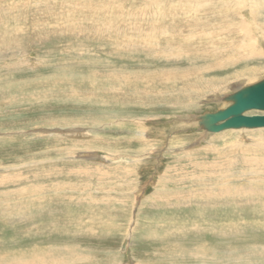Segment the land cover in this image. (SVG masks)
<instances>
[{
    "label": "rangeland",
    "instance_id": "obj_1",
    "mask_svg": "<svg viewBox=\"0 0 264 264\" xmlns=\"http://www.w3.org/2000/svg\"><path fill=\"white\" fill-rule=\"evenodd\" d=\"M124 1L0 0V264H184L171 254L186 246L221 253L217 264H264V165L250 163L264 157V128L201 139L177 121L226 107L224 96L264 78V0H203L204 29L176 21L138 31L109 15L164 1ZM33 184L48 196L20 193L19 207L9 192Z\"/></svg>",
    "mask_w": 264,
    "mask_h": 264
},
{
    "label": "bare ground",
    "instance_id": "obj_2",
    "mask_svg": "<svg viewBox=\"0 0 264 264\" xmlns=\"http://www.w3.org/2000/svg\"><path fill=\"white\" fill-rule=\"evenodd\" d=\"M96 1V0H95ZM107 1V0H106ZM120 1V5H121V0H119ZM124 1V0H123ZM128 1V0H127ZM126 1V2H127ZM134 1H136L137 2V0H134ZM144 1V0H143ZM148 1V0H147ZM153 2H154V0H152ZM157 2H160L159 0H156ZM164 2L161 4V2L159 3V4H155V7H148V5L146 4L144 7H142L143 9H140V10H138V7L136 8V10H133L132 11V8H130L131 10H128V9H126V10H128V11H124L126 14H127V18L125 17L124 19H121V18H117V16H116V20L115 19H113V20H115V21H111L110 20V18H111V14L109 15L110 16V18L108 19V21L107 22H112V23H114V24H116V25H118V26H116V25H114V26H116V28L117 29H119V23H124V24H126L127 25V27L129 28V29H133V30H141L142 28H144L145 26H148V28L149 29H154V28H157V27H162L163 25H165L164 27H166V24H171L172 25V23H174V22H178L180 25H182V26H190V28H192V27H197V25H202V26H200L201 27V29H204V27H203V24H204V22H203V24H197L196 23V21H195V19L197 18V16H199L203 11H204V9L205 8H203V6H205L204 4H203V0L202 1H200V0H190V1H193L192 3L193 4H195V5H197V6H192L191 7V9L190 8H188L187 6L189 5V3L187 2V1H189V0H167V1H165V0H163ZM189 1V2H190ZM210 1V0H209ZM208 1V2H209ZM215 1V0H214ZM226 1V0H225ZM233 1V0H232ZM241 1H245V0H241ZM255 2H256V0H254ZM19 2V1H18ZM23 2V1H22ZM86 2V1H85ZM97 2H99V1H97ZM110 2V1H109ZM112 2V1H111ZM125 2V1H124ZM124 2H123V4H124ZM156 2V3H157ZM167 2H169V3H167ZM206 2V1H205ZM204 2V3H205ZM219 2V1H218ZM222 2V1H221ZM228 2V1H227ZM252 1H250V3H251ZM69 3V2H68ZM144 3V2H143ZM242 3V2H241ZM240 3V4H241ZM250 3H249V5H250ZM18 4V3H17ZM74 4V3H73ZM96 4V3H95ZM114 4V3H113ZM117 4H119V3H117ZM139 4H141V3H139ZM161 4V5H160ZM222 4V3H221ZM225 5H226V3H224ZM228 4V3H227ZM229 4H231V2L229 3ZM234 4H236V3H234ZM233 4V5H234ZM252 4V3H251ZM10 5V4H9ZM81 5H82V3H81ZM94 5V4H93ZM97 5V4H96ZM119 5V6H120ZM130 5H132V4H130ZM135 5V4H134ZM142 5V4H141ZM217 5V4H216ZM223 5V4H222ZM237 5V4H236ZM253 5V4H252ZM252 5H251V7H252ZM102 6V5H101ZM122 6V5H121ZM138 6V5H137ZM143 6V5H142ZM218 6H220L219 5V3H218ZM238 6V5H237ZM236 6V7H237ZM258 7H261V6H259V5H257ZM15 7V6H14ZM66 7V6H65ZM88 7V6H87ZM125 7H126V4H125ZM215 7V6H214ZM213 7V8H214ZM225 7V6H224ZM223 7V8H224ZM232 7V6H231ZM240 6H238V8H239ZM249 7V6H248ZM70 8V7H69ZM105 8V7H104ZM112 8V7H111ZM110 8V9H111ZM114 9L116 8V7H113ZM119 8V7H118ZM121 8V7H120ZM134 8V7H133ZM212 8V7H211ZM226 8V7H225ZM224 8V9H225ZM232 8H234V7H232ZM246 8V7H245ZM250 8V7H249ZM253 8H255V7H253ZM257 8V7H256ZM14 9V8H13ZM101 9V8H100ZM220 9V8H219ZM246 9H248V8H246ZM258 9V8H257ZM108 10V9H107ZM119 10H121V9H119ZM226 10L228 11V9L226 8ZM229 10L231 11V9L229 8ZM233 10H235V9H233ZM245 10V9H244ZM250 10V9H249ZM256 10V9H255ZM260 10V9H259ZM14 11V10H13ZM18 11V10H17ZM72 11V10H71ZM79 11V10H78ZM85 11V10H84ZM87 11V10H86ZM89 11V10H88ZM212 11H215V9L214 10H212ZM224 11V10H223ZM240 11V10H239ZM54 12V11H53ZM91 12V11H90ZM121 12V11H120ZM208 12V11H207ZM221 12V11H220ZM235 12V11H234ZM250 12V11H249ZM254 12V11H253ZM260 11H258V13H259ZM73 13V12H72ZM86 13V12H85ZM119 13V12H118ZM240 13H241V11H240ZM248 13V12H247ZM257 13V12H256ZM68 14V13H67ZM120 14H122V13H120ZM212 14V13H211ZM226 13H224V15H225ZM235 14V13H234ZM47 15V14H46ZM176 15H178V17H176ZM223 15V14H222ZM249 15V14H248ZM252 15H254L253 13H252ZM203 16V15H202ZM234 16H236V15H234ZM238 16V15H237ZM242 16V15H241ZM4 17V16H3ZM53 17V16H52ZM201 17V16H200ZM219 17H220V15H219ZM223 17V16H222ZM247 17V16H246ZM252 17V16H251ZM90 18V17H89ZM235 18V17H234ZM15 19V18H14ZM60 19V18H59ZM86 19V18H85ZM221 19V18H220ZM226 19V18H225ZM239 19V18H238ZM252 19V18H251ZM254 19V18H253ZM199 20V19H198ZM228 20V19H227ZM234 20H236V19H234ZM243 20V19H242ZM231 21V20H230ZM99 22V21H98ZM222 22V21H221ZM224 22V21H223ZM235 22V21H234ZM237 23H239L238 21H236ZM242 22V24L244 23V21H241ZM47 23V22H46ZM56 23V22H55ZM76 23V22H75ZM199 23V22H198ZM212 23V22H211ZM230 23V22H229ZM237 23H236V26H237ZM251 23V22H250ZM256 22H254V24H255ZM209 24V23H208ZM216 24V23H215ZM220 24V23H219ZM222 24V23H221ZM28 25V24H27ZM109 25H111V24H109ZM178 25V24H177ZM211 25H213V23L211 24ZM232 25H233V23H232ZM253 25V24H252ZM257 25V24H256ZM63 26V25H62ZM84 26V25H83ZM206 26V25H205ZM217 26V25H216ZM223 26V25H222ZM221 26V27H222ZM121 27V26H120ZM181 27V26H180ZM234 27V26H233ZM26 28V27H25ZM113 28V27H112ZM111 28V29H112ZM115 28V27H114ZM122 28H123V25H122ZM121 28V30H123ZM146 28V27H145ZM172 28V27H171ZM188 28V27H187ZM212 28V27H211ZM217 28V27H216ZM232 28V27H231ZM230 28V30H233V29H231ZM261 28H263V27H261ZM5 29V28H4ZM61 29V28H60ZM79 29V28H78ZM87 29V28H86ZM96 29V28H95ZM110 29V28H109ZM164 29V28H163ZM176 29V28H175ZM175 29H173V32H174V30ZM183 29V28H182ZM194 29V28H193ZM206 29H207V27H206ZM205 29V30H206ZM224 29V28H223ZM235 29V28H234ZM264 29V28H263ZM88 30V29H87ZM116 30V29H115ZM165 30V29H164ZM183 30H186V28L185 29H183ZM212 31L214 30V29H211ZM219 30V29H218ZM226 30V29H225ZM6 31V30H5ZM52 31V30H51ZM97 31V30H96ZM113 31H114V29H113ZM147 31V30H146ZM169 31V30H168ZM176 32H178L177 31V29L175 30ZM193 31V30H192ZM191 31V32H192ZM198 31V30H197ZM212 31H209V32H207L208 34V36H210L209 34H210V32H212ZM219 31H221V30H219ZM223 31V30H222ZM236 31V30H235ZM251 31V30H250ZM263 31V30H262ZM58 32V31H57ZM63 32V31H62ZM64 32H66V31H64ZM115 32H117V31H115ZM120 32V31H119ZM118 32V33H119ZM136 32V31H135ZM169 32H171V31H169ZM175 32V33H176ZM180 32V31H179ZM182 32V31H181ZM184 32V31H183ZM190 32V33H191ZM234 32V31H233ZM243 32V31H242ZM121 33V32H120ZM140 33V32H139ZM144 33H145V31H144ZM158 33V32H157ZM163 33V32H162ZM174 33V34H175ZM189 33V32H188ZM195 33V32H194ZM205 32H203L202 34H204ZM213 33V32H212ZM219 33V32H218ZM217 33V34H218ZM239 33V32H238ZM264 33V32H263ZM86 34V33H85ZM106 34V33H105ZM116 34V33H115ZM122 34V33H121ZM128 34V33H127ZM132 34H133V32H132ZM137 34V33H136ZM146 34V33H145ZM149 34V33H148ZM156 34V33H155ZM160 34V33H159ZM158 34V35H159ZM168 34V33H167ZM178 34H180V33H178ZM181 34H183V33H181ZM181 34H180V36H181ZM187 34V33H186ZM201 34V35H202ZM110 35V34H109ZM139 35V34H138ZM137 35V36H138ZM173 35V34H172ZM188 35V34H187ZM223 35H224V33H223ZM240 35V34H239ZM247 35V34H246ZM263 36H264V34H262ZM6 36H8V35H6ZM108 36V35H107ZM121 36H123V35H121ZM125 36V35H124ZM147 36V35H146ZM149 36V35H148ZM167 36L168 35H166V36H162V37H166V39H167ZM170 36V35H169ZM176 35H174V37H175ZM178 36V35H177ZM200 36V35H199ZM220 36H222V35H220ZM248 36V35H247ZM9 37V36H8ZM126 37V36H125ZM133 37V36H132ZM136 37V36H135ZM141 37V36H140ZM156 37H157V35H156ZM171 37V36H170ZM193 37H195V34H194V36H193V34H191L190 36L188 35V37L186 38V39H190L191 40V38H193ZM198 37V36H197ZM218 37V36H217ZM216 37V38H217ZM227 37V36H226ZM235 37V36H234ZM238 37V36H237ZM7 38V37H6ZM42 38V37H41ZM112 38V37H111ZM124 38V37H123ZM145 38V37H144ZM177 37H175V39H176ZM182 38V37H181ZM199 38V37H198ZM198 38H196V39H198ZM202 38V37H201ZM210 39V37H207V39ZM213 38V37H212ZM221 38V37H220ZM223 38V37H222ZM230 38H231V36H230ZM236 38V37H235ZM244 38H246V37H244ZM110 39V38H109ZM113 39H114V37H113ZM127 39H128V37H127ZM140 39V38H139ZM146 39V38H145ZM148 40H149V37L147 38ZM164 39V38H163ZM170 39H172V37L170 38ZM178 39V38H177ZM176 39V40H177ZM180 39V38H179ZM178 39V40H179ZM183 39V38H182ZM181 39V40H182ZM206 39V40H207ZM208 39V40H209ZM224 39V38H223ZM115 40V39H114ZM122 40V39H121ZM124 40V39H123ZM122 40V41H123ZM133 40V39H132ZM138 40V39H137ZM158 40V39H157ZM180 40V41H181ZM183 40H185V39H183ZM212 40V39H211ZM214 40H217V39H214ZM235 40V39H234ZM119 41V40H118ZM128 41V40H127ZM153 41H155V38H154V40ZM161 41H164V40H162L161 39ZM198 41H200V40H198ZM225 41V40H224ZM224 41H223V43H224ZM105 42V41H104ZM124 42H125V40H124ZM130 42V41H129ZM134 42H135V40H134ZM140 42H141V40H140ZM173 42V41H172ZM187 42V41H186ZM191 42V41H190ZM216 42V41H215ZM219 42H220V40H219ZM251 42H253V41H251ZM106 43V42H105ZM136 43H137V41H136ZM148 43V42H147ZM158 43V42H157ZM170 43V42H169ZM185 43V42H184ZM113 44V43H112ZM127 44V43H126ZM144 44H145V42H144ZM151 44V43H150ZM154 44V43H153ZM163 44V43H162ZM183 43H181V45H182ZM192 44V43H191ZM219 44V43H218ZM217 44V45H218ZM231 44V43H230ZM102 45V44H101ZM104 45V44H103ZM130 45V44H129ZM159 45V44H158ZM188 45H189V43H188ZM187 45V46H188ZM193 45V44H192ZM192 45H189V46H192ZM210 45V44H209ZM118 46V45H117ZM142 46V45H141ZM140 46V47H141ZM145 46V45H144ZM143 46V47H144ZM147 46H149V45H147ZM178 46V45H177ZM183 46H186V45H184L183 44ZM182 46V47H183ZM223 46V45H222ZM256 46V45H255ZM133 47V46H132ZM151 47V46H150ZM179 47H181V46H179ZM181 47V48H182ZM198 47H200V46H198ZM205 47V46H204ZM209 47V46H208ZM114 48V47H113ZM160 48H161V46H160ZM171 48V47H170ZM169 48V49H170ZM181 48H179V49H181ZM215 48V47H214ZM216 48H217V46H216ZM232 48V47H231ZM241 48V47H240ZM167 49V48H166ZM191 49V48H190ZM194 49H196V48H194ZM229 49V48H228ZM168 50V49H167ZM173 51L175 50L174 48L172 49ZM178 50V49H177ZM184 50V49H183ZM201 49H199V51H200ZM222 50V49H221ZM137 51H139V50H137ZM143 51V50H142ZM146 51V50H145ZM152 51V50H151ZM160 51V50H159ZM214 51V50H213ZM182 52V51H181ZM194 52H195V50H194ZM197 52H198V50H197ZM248 52V51H247ZM179 52L177 51V54H178ZM185 53H187L188 54V52H185ZM206 53V52H205ZM214 53V52H213ZM262 53V52H261ZM162 54V53H161ZM176 54V53H175ZM216 54V53H215ZM243 54V53H242ZM259 54V53H258ZM133 55V54H132ZM131 55V56H132ZM160 55V54H159ZM198 55H199V53H198ZM250 55V54H249ZM248 55V56H249ZM173 56V55H172ZM184 56V55H183ZM159 57V56H158ZM188 57V56H187ZM244 57H245V55H244ZM164 58V57H163ZM170 58H171V56H170ZM173 58V57H172ZM190 58V57H189ZM197 58H199V57H197ZM247 58V57H246ZM188 59V58H187ZM189 60V59H188ZM218 60V59H217ZM144 61V60H143ZM229 62V61H228ZM139 67V66H138ZM187 69V68H186ZM255 72V71H254ZM172 73V72H171ZM243 73V72H242ZM168 74V73H167ZM176 74V73H175ZM175 74H174V76H175ZM239 74V73H238ZM246 74V73H245ZM115 75V74H114ZM142 75V74H141ZM255 75V74H254ZM258 75V74H257ZM176 76H177V74H176ZM236 76V75H235ZM234 76V77H235ZM140 77V76H139ZM163 77V76H162ZM169 77H171V76H169ZM154 78V77H153ZM165 78V77H164ZM238 78V77H237ZM146 79V78H145ZM171 79V78H170ZM175 79H177V78H175ZM244 79V78H243ZM253 79V78H252ZM251 79V80H252ZM71 80V79H70ZM161 80V79H160ZM244 80H246V78L244 79ZM123 81V80H122ZM130 81V80H129ZM205 81V80H204ZM239 81V80H238ZM117 82V81H116ZM115 82V83H116ZM237 82V81H236ZM152 83V82H151ZM159 83V82H158ZM205 83H206V81H205ZM241 83H244V82H241ZM241 83H239V82H237L236 84L238 85V84H240L241 85ZM252 83H253V81H252ZM127 84H129V83H127ZM146 84V83H145ZM156 84V83H155ZM165 84V83H164ZM186 84V83H185ZM245 84V83H244ZM211 85V84H210ZM215 85V84H214ZM233 85V84H232ZM133 86V85H132ZM181 86V85H180ZM201 86H202V84H201ZM200 86V87H201ZM204 86V85H203ZM212 86V85H211ZM210 86V87H211ZM233 86H235V85H233ZM232 86V87H233ZM124 87V86H123ZM145 87H146V85H145ZM152 87V86H151ZM206 87V86H205ZM214 87V86H213ZM154 88V87H153ZM170 88H171V86H170ZM208 88V87H207ZM206 88V89H207ZM215 88V90H216V87H214ZM222 88V87H221ZM220 88V89H221ZM240 88V87H239ZM104 89V88H103ZM141 89V88H140ZM194 89V88H193ZM115 90V89H114ZM153 90V89H152ZM188 90H189V88L187 89V93H188ZM191 90H192V88H191ZM203 90V89H202ZM210 90H212V89H210ZM144 91V90H143ZM146 91V90H145ZM172 91V90H171ZM193 91V90H192ZM194 91H196L195 89H194ZM218 91V90H217ZM72 92H74V91H72ZM141 92V91H140ZM163 92V91H162ZM191 92V91H190ZM200 92V91H199ZM204 92V91H203ZM213 92V91H212ZM142 93V92H141ZM154 93V92H153ZM161 93V92H160ZM186 93V94H187ZM196 93V92H195ZM221 93V92H220ZM150 94V93H149ZM200 94V93H199ZM205 94V93H204ZM202 95H203V93H202ZM207 95V94H206ZM223 95H225V94H223ZM77 96V95H76ZM89 97V96H88ZM86 98V97H85ZM174 98V97H173ZM87 99V98H86ZM189 102V101H188ZM252 111H254V110H252ZM247 114H249L248 112H247ZM257 114V113H256ZM250 115H253V114H250ZM175 117V116H174ZM193 117H195V115L193 116ZM119 118V117H118ZM124 118V117H123ZM132 118H134V117H132ZM131 118V119H132ZM187 118H189L190 119V117H189V115H187V116H185V117H181V118H179L177 121L178 122H181L180 124H181V126H184V125H189V128H191V126L193 125V126H195V125H197V123H196V121L194 120V122L192 123V122H190V121H188L189 119H187ZM130 119V118H129ZM135 119V118H134ZM115 120V119H114ZM143 120H145V119H143ZM152 120V119H151ZM113 121V120H112ZM119 121V120H118ZM122 121V120H121ZM138 121V120H137ZM140 121V120H139ZM142 121V120H141ZM143 122V121H142ZM152 122V121H151ZM155 122V121H154ZM105 123V122H104ZM122 124H124V123H122ZM100 126V125H99ZM129 126V125H128ZM185 127H187V126H185ZM127 128H130V127H127ZM188 128V127H187ZM67 129V128H66ZM117 129V128H116ZM196 129V128H195ZM245 129V128H244ZM243 128L242 129H234V130H244ZM253 129H262V128H253ZM29 130V129H28ZM39 130V129H38ZM46 130H48V129H46ZM60 130H62V129H60ZM136 130V129H135ZM138 130H140V129H138ZM147 130V129H146ZM199 130V129H198ZM231 131L233 130V129H230ZM248 130H252V129H248ZM53 131V130H52ZM75 131V130H74ZM79 131V130H78ZM78 131H76V132H78ZM82 131V130H81ZM148 131V130H147ZM161 131H163V130H161ZM224 131H227V130H224ZM17 132V131H16ZM83 132V131H82ZM82 132L81 133H79V135L80 134H82ZM146 131H144L143 129L141 130V131H138L135 135H139V136H142L143 137V135L144 134H146L145 133ZM160 132V131H159ZM199 134H200V138L202 139V137H205V136H207V135H210V134H213V133H210V132H204L203 130H199V131H197ZM220 132H223V131H220ZM220 132H217V133H220ZM230 132V131H229ZM46 133V132H45ZM135 133V132H134ZM216 133V134H217ZM240 133V132H239ZM260 133V132H259ZM38 134V133H37ZM53 134V133H52ZM74 134H76V133H74ZM86 135V134H85ZM134 135V134H133ZM149 135V134H148ZM205 135V136H204ZM67 136H69V134L67 135ZM71 136V135H70ZM73 136V135H72ZM225 136V135H224ZM224 136H219V137H224ZM239 137V136H238ZM209 138V137H208ZM68 139V138H67ZM72 139V138H71ZM148 139V138H147ZM195 139V138H194ZM81 140V139H80ZM200 140V139H199ZM242 140V139H241ZM75 141V140H74ZM200 142V141H199ZM250 142V141H249ZM227 144V143H226ZM239 144H241L240 142H239ZM211 145V144H210ZM170 147H172V148H169V149H172L173 151L174 150H182V149H184V148H182V146H180V148H175L174 146H170ZM186 147V146H185ZM222 147V146H221ZM90 148V147H89ZM189 148V147H188ZM101 149V148H100ZM154 149V148H153ZM162 149V148H161ZM236 149V148H235ZM184 150H187V151H189L188 149H184ZM157 151V150H156ZM227 151H229V150H227ZM103 152V151H102ZM112 152V151H111ZM158 152H159V150H158ZM161 152V151H160ZM172 152V151H171ZM176 152V151H175ZM194 152V151H193ZM249 152V151H248ZM104 153V152H103ZM106 153V152H105ZM108 153V155L109 154H111L110 152H107ZM107 153H106V155H107ZM97 154H98V152H97ZM96 154V155H97ZM236 154V153H235ZM103 155V154H102ZM105 155V156H106ZM81 156H83V155H81ZM80 156V157H81ZM234 157V156H233ZM104 159H105V157H103ZM231 158V157H230ZM250 160V159H249ZM206 162V161H205ZM214 162V161H213ZM107 163V162H106ZM248 163V162H247ZM250 163H252V164H255V165H258V164H262V165H264V157H262V158H260V156L259 157H254V159H252L251 160V162ZM44 164V163H43ZM246 164V163H245ZM107 165V164H106ZM114 165V164H113ZM122 166V165H121ZM250 166H252V165H250ZM115 167V166H114ZM246 167V166H245ZM260 168H261V165H260ZM264 168V167H263ZM263 168H261V170L263 169ZM85 169V168H84ZM211 169V168H210ZM252 169V168H251ZM259 169V168H258ZM258 169H256V170H258ZM195 169H193V171H194ZM209 170V169H208ZM228 171L230 170V169H227ZM237 170V169H236ZM241 170L242 169H240V171H236V172H233L232 174H230V176L232 177V176H240L241 174H242V172H241ZM260 170V169H259ZM258 170V171H259ZM260 170V171H261ZM222 171H223V169H222ZM202 172V171H201ZM204 172V171H203ZM199 173H200V171H199ZM209 173H211V172H209ZM246 173H249V172H247V171H244V175L246 174ZM103 174V173H102ZM195 174V173H194ZM193 174V175H194ZM212 174V173H211ZM181 175V174H180ZM196 175V174H195ZM215 175H216V172H215ZM222 175V174H221ZM221 175H219L220 177H221ZM262 175V174H261ZM192 176V175H191ZM201 176H203V175H201ZM208 176V175H207ZM212 176H214V175H212ZM217 176V175H216ZM219 176H217V178L219 177ZM227 176V174H225V176H224V178ZM229 176V177H230ZM58 177V176H57ZM184 178V177H183ZM189 178V177H188ZM195 178V177H194ZM196 178H198L197 176H196ZM202 178V177H201ZM234 178V180H239V178H237V177H233ZM258 178H260V177H258ZM156 179V178H155ZM208 179V178H207ZM244 179V178H243ZM242 179V180H243ZM260 179H262V178H260ZM206 180V179H205ZM209 180V179H208ZM211 180V179H210ZM209 180V181H210ZM231 180V179H230ZM230 180H228L227 179V182H230ZM264 180V179H263ZM191 181L192 180H190V183H191ZM249 181V180H248ZM250 181H252V180H250ZM257 181V180H256ZM241 182V181H240ZM201 183H203V182H201ZM216 183V182H215ZM215 183H214V185H215ZM251 183V182H250ZM193 184V183H192ZM205 184H206V181H205ZM212 184V183H211ZM239 184V183H238ZM254 184V183H253ZM40 185V184H39ZM49 185V184H48ZM83 185V184H82ZM166 185V184H165ZM194 185V184H193ZM196 185H197V183H196ZM222 185V184H221ZM224 185H225V183H224ZM235 185H237L236 183H235ZM242 185V184H241ZM263 185V184H262ZM27 186V185H26ZM26 186H24L23 188H21V189H17V188H15L14 189V191L13 190H11L9 193H15V196L17 197V195H20V193L21 194H24L25 192H27V199L29 198L28 196H31V197H33L32 199H35V200H41L40 198H46L47 196H48V193H49V189H47V188H45V187H36L34 184H33V187L31 186V187H26ZM50 186V185H49ZM81 186V185H80ZM86 186V185H85ZM200 186V185H199ZM219 186V185H218ZM56 187V186H55ZM202 187H204V186H202ZM242 187V186H241ZM69 188H71V186L69 187ZM73 188V187H72ZM79 188V186L77 187V189ZM84 188V187H83ZM89 188H91V187H89ZM199 188V187H198ZM229 188V187H228ZM227 188V189H228ZM231 189H232V187H230ZM229 188V189H230ZM239 188V187H238ZM257 188H259V187H257ZM56 189H59V188H57L56 187ZM63 189H67V187H65V188H63ZM99 189V188H98ZM154 189V188H153ZM160 189V188H159ZM220 189L221 188H219V191H220ZM222 189H224V190H222L223 192L226 190L225 189V186L222 188ZM68 190V189H67ZM89 190H91V189H89ZM174 190V189H173ZM201 190V189H200ZM204 190V189H203ZM202 190V191H203ZM79 191V190H78ZM84 191V190H83ZM159 191V190H158ZM164 191V190H163ZM192 191H194V190H192ZM207 191V190H206ZM228 191V190H227ZM233 191H234V189H233ZM55 192H57V190H55ZM204 192V191H203ZM218 192V191H217ZM238 192V191H237ZM261 192H263V191H261ZM67 193V192H66ZM76 193H78L77 191H76ZM81 193H83V192H81ZM156 193V192H155ZM155 193H152V194H155ZM160 193V192H159ZM173 193V192H172ZM182 193V192H181ZM55 194V193H54ZM84 194V193H83ZM86 194H87V192H86ZM89 195H91L92 194V192L90 191L89 193H88ZM204 194H206V193H204ZM221 194V193H220ZM253 194V193H252ZM33 195V196H32ZM52 195V194H51ZM51 195H49V196H51ZM237 195V194H236ZM61 196H65L64 194L63 195H61ZM83 196H86L85 194L83 195ZM195 196H196V194H195ZM198 196V195H197ZM205 196V195H204ZM223 196V195H222ZM241 196V195H240ZM259 196V195H258ZM31 197H30V199H31ZM59 197V196H58ZM69 197V196H68ZM161 197V196H160ZM187 197V196H186ZM191 197V196H190ZM193 197V196H192ZM206 197V196H205ZM236 197H238V196H236ZM81 198V197H80ZM188 198V197H187ZM207 198V197H206ZM251 198V197H250ZM22 199H25L26 200V197H17V202H18V204H19V207H21L22 205H23V202H22ZM55 199V198H54ZM85 199V198H84ZM135 199V198H134ZM222 199V198H221ZM236 199V198H235ZM244 199H246V198H244ZM34 200V201H35ZM49 200V199H48ZM94 200V199H93ZM208 200V199H207ZM227 200V199H226ZM249 200V199H248ZM251 200V199H250ZM28 201H29V199H28ZM33 201V200H32ZM81 201V200H80ZM203 201V200H202ZM215 201V200H214ZM242 201V200H241ZM245 201V200H244ZM253 201H254V199H253ZM37 202V201H36ZM53 202V201H52ZM58 202V201H57ZM144 202V201H143ZM192 202V201H191ZM220 202V201H219ZM262 202V201H261ZM22 205H21V204ZM190 203V202H189ZM213 203V202H212ZM26 204V203H25ZM28 204V203H27ZM26 204V205H27ZM37 203H35V205H36ZM54 204V203H53ZM204 204V203H203ZM217 204V203H216ZM222 204H223V202H222ZM235 204V203H234ZM34 205V204H33ZM32 205V206H33ZM34 205V206H35ZM47 205H48V202H47ZM46 205V206H47ZM51 205V204H50ZM56 205V204H55ZM88 205V204H87ZM132 205V204H131ZM190 205V204H189ZM31 206V205H30ZM45 206V207H46ZM71 206V205H70ZM135 205H133V207H134ZM191 206V205H190ZM238 206V205H237ZM264 206V205H263ZM26 207H28V206H26ZM35 207H37V206H35ZM43 207V206H42ZM72 207V206H71ZM210 207V206H209ZM218 207V206H217ZM22 208V207H21ZM38 208V207H37ZM48 208L50 209L51 208V206L49 207L48 206ZM48 208H46V209H48ZM52 208H53V206H52ZM52 208H51V210H52ZM98 208V207H97ZM208 208V207H207ZM29 209V208H28ZM54 209V208H53ZM72 209V208H71ZM79 209V208H78ZM192 209H194V208H192ZM205 209H206V207H205ZM214 209V208H213ZM216 209V208H215ZM235 209V208H234ZM41 210V209H40ZM54 210H56V209H54ZM73 210V209H72ZM91 210V209H90ZM264 210V209H263ZM100 211V210H99ZM218 211V210H217ZM238 211V210H237ZM17 212V211H16ZM18 212H19V210H18ZM21 213H22V211H20ZM46 212H48V211H46ZM196 212V211H195ZM213 212V211H212ZM230 212V211H229ZM25 213V212H24ZM23 213V214H24ZM31 213V212H30ZM32 213H33V211H32ZM34 213H35V211H34ZM37 213V212H36ZM54 213V212H53ZM131 213V212H130ZM135 213V212H134ZM221 213H222V211H221ZM226 213H227V211H226ZM237 213V212H236ZM20 214V213H19ZM26 214V213H25ZM27 216L28 217H30L29 215V212H27ZM76 214V213H75ZM132 214H133V212H132ZM205 214V213H204ZM218 214V213H217ZM32 215V214H31ZM48 215V214H47ZM51 215V214H50ZM54 215V214H53ZM58 215V214H57ZM49 216V215H48ZM69 216H70V214H69ZM193 216V215H192ZM201 216V215H200ZM199 216V217H200ZM211 216V215H210ZM219 216V215H218ZM19 217V216H18ZM222 217H224V215L222 216ZM262 217V216H261ZM55 218V217H54ZM81 218V217H80ZM93 218V217H92ZM202 219L204 218V215L201 217ZM13 219V218H12ZM17 219V218H16ZM47 219V218H46ZM84 219V218H83ZM111 219V218H110ZM226 219V218H225ZM260 219V218H259ZM48 220H49V218H48ZM54 220H56V219H54ZM107 220V219H106ZM112 220V219H111ZM241 220V219H240ZM263 221V220H262ZM91 222V221H90ZM52 223V222H51ZM100 223V222H99ZM99 223L97 224V225H99ZM241 223V222H240ZM104 224V223H103ZM235 224V223H234ZM132 225V224H131ZM70 226V225H69ZM103 226V225H102ZM243 226V225H242ZM246 226V225H245ZM114 227V226H113ZM207 228V227H206ZM227 228V227H226ZM231 228V227H230ZM239 229V228H238ZM74 230V229H73ZM207 231H208V229H206ZM232 230V229H231ZM231 230H230V232H231ZM86 231H88V230H86ZM126 231V230H125ZM37 233H38V231H37ZM91 233H92V230H91ZM210 234H211V232H210ZM214 234V233H213ZM226 234V233H225ZM231 234V233H230ZM233 234H234V231H233ZM130 237V236H129ZM194 239V238H193ZM192 239V240H193ZM197 239V238H196ZM199 239V238H198ZM194 243V242H193ZM188 245H191V244H188ZM217 246V245H216ZM220 245H218V247H219ZM76 248V247H75ZM195 247H193V246H186V248L185 247H183V248H177V249H175V250H173V254H171L172 255V257H176V256H178V255H183V257L188 261V260H192L193 261V264H217V263H214V261H221V260H219L220 258H222V255H221V253H212L211 254V252L212 251H210L209 250V248L208 247H204V246H201V247H198L197 248V250L196 249H194ZM216 249H217V247H215ZM214 248V249H215ZM77 249V248H76ZM76 249L74 250L73 248H68L67 250L68 251H70V253H73L74 254V251H76ZM220 249V248H219ZM260 249V248H259ZM49 250L50 249H48V251H46V252H44V255H48V253H49ZM163 251H164V249H162ZM212 250V249H211ZM79 251V250H78ZM163 251H162V253H163ZM258 251V250H257ZM168 252H170V251H168ZM62 253V252H61ZM80 253H82V252H80ZM158 253V252H157ZM160 253H161V251L159 252V254L158 255H160ZM1 254V253H0ZM167 255L168 253H166V252H164L163 253V255ZM59 255H60V253H59ZM76 255V254H75ZM78 255H79V253H78ZM157 255V254H156ZM199 255V256H198ZM80 256V255H79ZM160 256H162V255H160ZM263 256V255H262ZM61 257V256H60ZM82 257V256H81ZM39 258V257H38ZM46 258V257H45ZM228 259V258H227ZM231 259V258H230ZM234 259V258H233ZM168 260V259H167ZM186 260H180L181 262H183L184 264H190L189 262H187ZM212 260H213V262H212ZM172 261V260H171ZM225 261V260H224ZM229 261H231V260H229ZM237 261H238V259H237ZM236 261V262H237ZM177 262H175L174 261V263H169V264H176ZM192 263V262H191ZM219 263V262H218ZM132 264V263H131ZM165 264H166V262H165ZM179 264V263H178ZM182 264V263H181Z\"/></svg>",
    "mask_w": 264,
    "mask_h": 264
},
{
    "label": "water",
    "instance_id": "obj_3",
    "mask_svg": "<svg viewBox=\"0 0 264 264\" xmlns=\"http://www.w3.org/2000/svg\"><path fill=\"white\" fill-rule=\"evenodd\" d=\"M226 107L203 111L194 119L199 130L217 133L230 129L264 128V78L243 86L222 99ZM258 114H247L249 111Z\"/></svg>",
    "mask_w": 264,
    "mask_h": 264
}]
</instances>
